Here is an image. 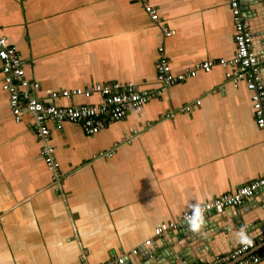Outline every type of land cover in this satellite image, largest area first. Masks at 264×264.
<instances>
[{"label": "crops", "instance_id": "crops-1", "mask_svg": "<svg viewBox=\"0 0 264 264\" xmlns=\"http://www.w3.org/2000/svg\"><path fill=\"white\" fill-rule=\"evenodd\" d=\"M148 1L157 21L134 0H0V35L47 101L52 90L98 82L156 88L163 27L171 31L163 41L174 75L234 54L227 0ZM225 71L200 70L93 135L77 123L52 126L56 176L39 154L31 116L14 120L0 83V264H103L113 253L135 260L131 249L163 235L153 236L159 223L180 222L183 212L264 174V129L251 92ZM194 99L200 104L181 110ZM99 101L95 92L54 99ZM249 213L247 221L257 218ZM250 240L251 252L264 249L263 233Z\"/></svg>", "mask_w": 264, "mask_h": 264}, {"label": "built area", "instance_id": "built-area-1", "mask_svg": "<svg viewBox=\"0 0 264 264\" xmlns=\"http://www.w3.org/2000/svg\"><path fill=\"white\" fill-rule=\"evenodd\" d=\"M142 4L144 11L152 21L159 19L157 10L148 0H134ZM232 15L233 38L235 42L234 54L228 58L205 59L197 62L192 69L174 75L170 70L168 55L165 51L163 38L171 34V31L163 27V37L159 39L157 46V59L155 64V76L157 86L153 89H139L132 82L121 83L119 81L98 82L87 88H76L72 90L60 89L49 92V101L38 95L39 84L24 76V60L16 47L8 42L5 35H0V83L1 88L8 94V106L16 122H20L24 113L29 114L32 123L29 126L35 131L39 138V154L45 165L58 173V163L54 158V149L51 144L52 126L60 129L64 122H72L80 125L82 131L87 135L100 132L107 124L120 120L129 111L141 110L143 105L150 99L162 94L168 87L184 81L188 77L195 76L198 71H210L219 65L226 68L225 78L238 83L243 81L246 88L251 92V101L254 112V120L260 129H264V86L258 77V57L251 49L252 37L249 27L242 14L239 0H227ZM98 93L99 103H78L69 105H58L54 99L61 96L71 98L72 96L89 97L92 93ZM200 104L199 99H194L182 107V111L190 112ZM264 148V141H263ZM264 187V174L239 185L235 190L213 197L204 203L183 212L181 221H193L200 213L224 206H238L241 202L252 196L260 188ZM176 221L159 223L153 232V236H160L164 231L176 227ZM264 235V232H263ZM152 238L144 244H151ZM250 245L241 243L228 255L217 258L216 261L229 260L249 252L255 241ZM137 248L129 252L136 255ZM125 254H111V257L103 264H122ZM264 261V249L249 252L244 258H240L234 264H258ZM214 264V262H209Z\"/></svg>", "mask_w": 264, "mask_h": 264}, {"label": "water", "instance_id": "water-1", "mask_svg": "<svg viewBox=\"0 0 264 264\" xmlns=\"http://www.w3.org/2000/svg\"><path fill=\"white\" fill-rule=\"evenodd\" d=\"M239 1L252 37L251 49L258 57V77L264 86V0ZM256 207H260L263 214H259ZM251 210L257 212L254 222L247 221ZM193 223L199 225L198 231H193L189 222H177L176 227L165 231L160 238L152 239L153 243L141 247L139 258L134 260L126 256L122 264L215 262L241 244V229L250 239L264 232V187L245 198L238 206L216 207L200 213ZM252 224L255 225L256 233L251 229ZM234 263L235 261L232 264ZM258 264H264V261Z\"/></svg>", "mask_w": 264, "mask_h": 264}, {"label": "clouds", "instance_id": "clouds-1", "mask_svg": "<svg viewBox=\"0 0 264 264\" xmlns=\"http://www.w3.org/2000/svg\"><path fill=\"white\" fill-rule=\"evenodd\" d=\"M195 207V206H194ZM189 225H190V228L193 230V231H198L199 230V225L198 224H195L193 223V221L189 218ZM172 229V228H171ZM167 231V230H166ZM165 232V231H164ZM163 232V233H164ZM156 237V236H155ZM239 241L245 245H250L252 243V241L250 240V238L244 233V230L241 229V232H240V238H239ZM143 245H145L143 243ZM137 248V247H136ZM138 249V252L136 254V256H138V253H139V247L137 248ZM130 254V253H129ZM132 255V254H130ZM127 256V255H126ZM125 256V257H126ZM135 256V255H134ZM135 256V257H136ZM125 259V258H124ZM124 262V261H123Z\"/></svg>", "mask_w": 264, "mask_h": 264}]
</instances>
